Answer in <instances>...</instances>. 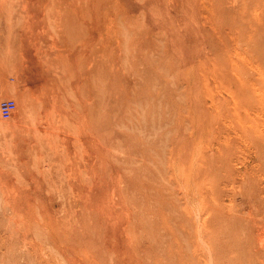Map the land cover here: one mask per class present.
Masks as SVG:
<instances>
[{
  "label": "rangeland",
  "instance_id": "rangeland-1",
  "mask_svg": "<svg viewBox=\"0 0 264 264\" xmlns=\"http://www.w3.org/2000/svg\"><path fill=\"white\" fill-rule=\"evenodd\" d=\"M6 99L0 264H264V0H0Z\"/></svg>",
  "mask_w": 264,
  "mask_h": 264
},
{
  "label": "built area",
  "instance_id": "built-area-1",
  "mask_svg": "<svg viewBox=\"0 0 264 264\" xmlns=\"http://www.w3.org/2000/svg\"><path fill=\"white\" fill-rule=\"evenodd\" d=\"M16 102L11 99L3 100L0 103V115L4 119H9L12 117L13 113L16 110Z\"/></svg>",
  "mask_w": 264,
  "mask_h": 264
},
{
  "label": "bare ground",
  "instance_id": "bare-ground-1",
  "mask_svg": "<svg viewBox=\"0 0 264 264\" xmlns=\"http://www.w3.org/2000/svg\"><path fill=\"white\" fill-rule=\"evenodd\" d=\"M42 5H43V4H42ZM44 75H45V74H44ZM90 95H91V94H90ZM89 100H90V99H89ZM47 105H48V104H47ZM70 107H71V106H70ZM44 110H45V104H43V110H42V112H41V114H40V117L43 116V117H45L46 119H49V114H44ZM72 111H73V110H72ZM50 128H52V125H51V124H47L46 127H42V128H41V133L48 135V134H49L48 131H49ZM37 130L40 131V129H38V128H37ZM42 147H43V146H42ZM99 156H100V155H99ZM99 156H98V157H99ZM109 161H110V160H109ZM98 195H99V194H98ZM97 199H98V198H97ZM123 203H124V202H123Z\"/></svg>",
  "mask_w": 264,
  "mask_h": 264
}]
</instances>
